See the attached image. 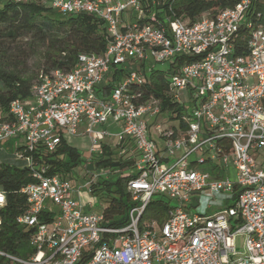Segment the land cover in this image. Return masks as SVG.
Masks as SVG:
<instances>
[{"label":"built area","instance_id":"obj_1","mask_svg":"<svg viewBox=\"0 0 264 264\" xmlns=\"http://www.w3.org/2000/svg\"><path fill=\"white\" fill-rule=\"evenodd\" d=\"M11 1L91 16L102 22L107 47L102 55H79L68 71L42 73L30 98L13 101L6 113L0 107V144L24 140L15 159L33 179L20 191L27 209L16 219L31 230L28 252L0 249V264H264V169L254 157L264 149V15H250L255 0L204 12L193 23L175 15L176 0ZM157 64L169 65L166 92L182 113L177 129L154 126L160 143L147 123L161 112V100L141 102L133 91L150 83ZM118 68L126 74L105 95ZM110 123L138 154L132 171L123 173L134 205L118 226L82 200L110 172L90 173L84 186L74 187L26 155L55 152L84 124L93 157L114 137ZM153 197L175 205L168 203L162 221L145 215ZM5 205L0 191V212Z\"/></svg>","mask_w":264,"mask_h":264},{"label":"trees","instance_id":"obj_2","mask_svg":"<svg viewBox=\"0 0 264 264\" xmlns=\"http://www.w3.org/2000/svg\"><path fill=\"white\" fill-rule=\"evenodd\" d=\"M263 0L253 2L250 15L261 12L264 15ZM238 0H176L173 11L184 22H195L202 13L210 12L215 15L218 11L233 7ZM62 18L61 20H57ZM60 29L59 31L56 29ZM63 32V33H62ZM240 34H244L240 31ZM18 40H27L32 44L41 45L43 51V68L39 74L30 75L21 70L20 56L11 55L8 44ZM240 41L237 42V46ZM107 47L106 32L102 22L87 15L65 16L58 14L50 7L41 3L17 4L11 0H0V107L8 111L9 105L15 100L30 98L32 89L39 81L42 73L54 69L68 71L81 54L102 55ZM193 59H180L178 64ZM170 74L175 72L171 68ZM123 70H114L110 82L104 86L105 95L113 84L124 76ZM163 72L154 70L148 75L149 84L143 88H133L141 94L139 101L143 102L152 96L161 100V111L169 110L181 116V108L164 95L168 89V81ZM182 128H184L182 126ZM22 151L23 147H17ZM38 163L49 165L50 174L69 175L80 164L77 150L71 147L64 138L53 153L43 151L27 153ZM135 158L115 159L113 152L105 145L102 156L95 162V168L109 167L108 176L100 175L90 185L89 195L106 207L103 209L105 218L112 225L126 223V213L134 205L126 191L125 171H132ZM134 172L130 178H134ZM33 182L29 168L22 166L0 164V191L6 196V205L0 212V249L18 256L28 252V240L31 230H25L16 223L17 217L27 209L26 196L21 189ZM168 210V203L162 197H153L146 208V217L162 221Z\"/></svg>","mask_w":264,"mask_h":264},{"label":"rangeland","instance_id":"obj_3","mask_svg":"<svg viewBox=\"0 0 264 264\" xmlns=\"http://www.w3.org/2000/svg\"><path fill=\"white\" fill-rule=\"evenodd\" d=\"M62 18H58L57 20H61ZM63 21V20H61ZM58 31L60 29L56 28ZM63 33V32H62ZM8 48L10 49L11 55L20 56V58L16 59L19 61V65L21 67V70H24L27 72V74L34 75L39 74V72L43 68V51L44 48L40 44H32L31 42L27 40H18L15 43H7ZM151 64L147 63L145 66V69H150ZM155 70H158L160 72H163L164 76L166 78H170L171 75L167 74L168 65L167 64H157L155 65ZM136 71L135 68L128 67L127 72H134ZM104 88V87H103ZM164 95L167 97H172L174 94L171 91L164 92ZM159 99V98H156ZM161 109V102L159 104ZM182 114V113H181ZM148 117V114L144 115L142 117L143 120H146ZM179 119L176 114H173L171 111H161L159 112L154 120L148 121L147 125L149 127V132L154 141L157 143H160L159 138L154 130L155 125H161L162 127H179ZM66 142L73 148H75L79 154L80 158V164L73 169V171L67 175L66 177L60 174L61 176L69 179L70 183L74 187H82L85 185L86 181H89L91 178V174L93 172H102V171H108L111 172V168L109 167H102V168H95L94 164L98 161L99 158H101L102 153H98L93 155V157L90 156V144L88 137L84 134H77L76 136H69L65 135ZM23 147L25 145L24 140L22 138H14L10 139L8 141H5L0 144V164L5 163L8 165H14V166H22L23 161H16L15 159V152H16V146ZM115 156V159L120 158L121 160L127 159L129 157H133L136 155L135 150L131 147L129 143L124 144V142H117L113 143L110 142V145L107 146ZM254 157L258 159V161L261 163L263 169H264V149H261L257 154H254ZM88 159H91L89 164H87ZM123 176V175H122ZM82 191L87 192L86 188H81ZM85 203L89 202V200H92V205H90L89 209L93 213H101L103 209L106 207V205L91 197L86 193L84 197L82 198ZM165 201L169 203L171 206H175L174 203H170L168 199L165 198ZM54 212L56 213V208L54 207ZM240 242V239L238 238V243Z\"/></svg>","mask_w":264,"mask_h":264},{"label":"crops","instance_id":"obj_4","mask_svg":"<svg viewBox=\"0 0 264 264\" xmlns=\"http://www.w3.org/2000/svg\"><path fill=\"white\" fill-rule=\"evenodd\" d=\"M167 65H168V64H167ZM168 68H169V65H168ZM117 70H123V71H125V70L122 69V68H118ZM112 72H113V71H112ZM111 76H112V73H111V75L109 76V78L107 79V82L104 84V86H106V85L110 82ZM124 76H125V72H124ZM124 76L121 77V79L119 80V82L124 78ZM117 83H118V82H116L115 84H113V86L116 85ZM84 128H85V125H84V124L81 125V126L79 127V129H78V135H79V134L84 135ZM108 129H109V131H110L112 134H114V137L111 138V139H109V140H105L104 143H103V145H105V146H109V145H110V142H113V143H116V144H117V142H124V144L129 143V144L131 145V147H132V148L135 150V152H136V155L132 157V158H135V161H136L137 158H138V154H137V151H136V149H135L134 144L132 143V141L129 140L128 138L119 137V135H118V133H119V129H118V127H117L116 125L110 123L109 126H108ZM64 139H65V138H64ZM84 195H85V194H84ZM84 195L82 196V198L84 197ZM82 200H83V199H82ZM89 202H92V200H89ZM89 207H90V205L87 206L88 209H89Z\"/></svg>","mask_w":264,"mask_h":264}]
</instances>
